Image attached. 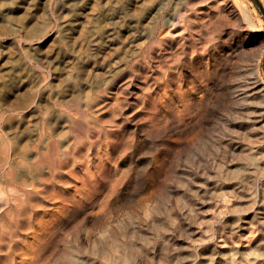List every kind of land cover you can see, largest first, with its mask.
Segmentation results:
<instances>
[{
    "label": "rangeland",
    "instance_id": "obj_1",
    "mask_svg": "<svg viewBox=\"0 0 264 264\" xmlns=\"http://www.w3.org/2000/svg\"><path fill=\"white\" fill-rule=\"evenodd\" d=\"M63 1L40 0L34 15L10 12L16 4L0 0L7 13L0 22V264H158L167 250L158 237L177 226L175 214L191 226L175 233L184 240L182 258L195 256L184 264L210 263L214 243L201 258L196 250L219 223L212 213L224 197L213 182L220 169L227 176L253 160L264 172V139L250 131L264 124L250 123L263 100L239 87L258 67L264 79V0H235L239 12L225 11L227 0H194L170 37L165 27L147 33L157 0H85L61 10ZM125 5L140 35L126 31V18L105 21L99 31L113 28L117 42L96 56L88 31L105 7ZM75 11L83 16L65 39L62 23ZM207 16L220 20L219 30L205 27ZM250 23L261 34L246 31ZM59 49L68 62L54 66ZM236 135L258 152L233 147ZM223 149L236 153V164H221ZM206 176L214 185L208 194L200 191ZM159 216L165 228L157 235ZM111 233L118 249L109 248ZM251 250L244 243L236 257L248 262Z\"/></svg>",
    "mask_w": 264,
    "mask_h": 264
},
{
    "label": "bare ground",
    "instance_id": "obj_2",
    "mask_svg": "<svg viewBox=\"0 0 264 264\" xmlns=\"http://www.w3.org/2000/svg\"><path fill=\"white\" fill-rule=\"evenodd\" d=\"M84 1L85 0H64L60 4V9L66 10L71 5L81 6L83 5ZM140 1L141 0H132L131 3L136 4V3H139ZM164 1H166V3H164ZM193 1L194 0H160V1L157 0V4H155L153 11H151L150 14L147 16V19H150L151 23H153L154 25L152 28V31L147 32L150 35V37L157 35L159 31H160L159 34H162L163 33L162 27H165L166 28L165 30H167V34L165 35V37H170L172 35V27H175V25L177 24L176 22L177 20H181L183 18L185 9L187 8V6L191 5ZM11 2H14L16 6L6 7V10H9L10 12H12V10L22 8V9H26L25 11L32 10L33 14L36 15L35 11H38L40 9V5H39L40 0H11ZM24 3L27 4L26 7L24 5H22V7L21 5H19V4H24ZM171 4L172 5L175 4L177 6L176 11L174 12L168 11ZM224 8H225L224 10L227 12L231 10H235L236 12H239V8L235 0H227V4H225ZM6 10L0 11V22L4 21L5 16L7 15V13L6 14L4 13ZM128 10H129V6L125 5L119 8L105 7L102 11H100V14H99L100 21H98L100 24L97 22L96 25L93 26L94 27L93 30L90 29L88 31L89 33H91V36H90L91 39L88 42L91 46V50H93L96 56L105 52L107 49L113 47L114 43L117 42L115 40L116 31L113 30V28L103 30L102 32L99 31L100 26H102L101 24L105 21H107L109 24H116L118 23V19L126 18L127 20L126 27H125L126 31L127 32L133 31L132 34L135 33L137 34L136 36L140 35L139 32H137L138 26L133 24L135 22L134 21L135 19L128 16V13H127ZM161 10L166 11V14L164 16L162 15ZM158 11L160 13H158ZM75 12L71 14V17L69 19L64 20L62 23L64 32H65L63 37L65 39H71L72 37L71 35L76 31L75 25L78 24L79 19L83 16L82 15L83 12H78V11H75ZM161 19H163V23ZM201 20L204 23L205 27L210 26L207 29H212V30L214 29L215 31L219 30V27H220L219 19L210 20V17L207 16L206 18H201ZM252 22L253 21H251V23ZM251 23L249 26H247L246 31L253 30V29L250 30ZM97 27L99 28L97 29ZM95 28L97 29L96 31H95ZM253 32L256 35L261 34L258 30H253ZM147 33L145 32L143 33V35H147ZM150 46L153 48H158L161 45L159 42L153 41L152 43H150ZM55 54L56 56L54 60H52V61H55L53 63L54 66L57 63L59 65V63L61 64V62H64L65 60L67 61L68 56H67L66 51L59 49L56 51ZM58 55L60 57L57 59ZM261 55H264V54H261ZM249 68H250V65H249ZM22 80H25V79L19 78L17 81L20 82ZM17 83L15 84V86L17 85ZM263 83H264V79L262 77L261 70L259 69V67L256 70L253 69L252 72L248 73L247 76L245 75L239 81V87L242 88L241 89L242 95H245V97H250L252 95L251 92L255 91V93L259 95L260 97H262L261 99L263 100V102L257 108H255L256 110L252 111L251 113L250 123L253 126L255 124H259L264 121V94H262L264 89L263 90L259 89ZM23 86L24 85L22 84L21 87ZM254 101L255 100L253 98H250L251 107ZM76 121L78 122V120ZM77 122H76V125H77ZM79 124H82V123L80 122ZM73 128H75V126ZM250 131L256 132L255 136L260 135V138L264 139V124L257 125V127H251ZM244 140L239 135H236V138L232 146L239 147L240 145L243 144L245 146L243 150H247L250 152L253 151L254 153L255 149H257L256 152H258L259 148H257L258 145L255 144L256 142L252 141L251 139H248L249 141L245 143ZM54 141L55 140L49 139L46 143L47 148L48 150H50L51 154H54L57 151V144ZM219 147L222 149V146H219ZM223 152L225 153L222 156L221 164L225 166H230V164H236L235 158L234 159L231 158L232 156H235L236 154L234 151L228 150L229 153H227V150L223 149ZM48 158H50V156L48 155H46L45 157L41 156L40 161H45ZM255 162L257 163V161L253 162V160L245 162V163H241L242 165L241 166L238 165L239 167H237V169H235L234 172L232 171L228 172L227 176H225L224 174V169L223 170L220 169L221 171L220 177H218L217 180L213 181L214 184L224 193V197L221 196L222 202L220 203L221 204L220 208H218L212 213V218L213 219L219 218V219H216L217 221H215L219 223H218L217 228L214 229L215 231H212L213 229L212 227L208 228L207 232L209 231L208 232L209 234H207L205 238L204 236L202 237L201 246L198 250H196V252H198V256L201 258L202 257L201 255H206L205 253L211 250L210 245L211 244L213 245V243L215 244L214 246L216 248V252L214 254L216 256L218 255V258L213 259L212 257L215 255L213 254L212 256H210L208 254L207 256H210L209 259L211 258V262L209 261L210 263H208L207 261L208 264H258V262L260 261L261 263L262 262L264 263V184H262V187L258 186L262 178L261 176L264 175V172L261 171L263 168L259 164H256ZM261 172L263 173L261 174ZM208 178L207 176L205 177L206 180L203 182L201 186V190H200L201 192L205 194H208L210 189L214 188L213 182L207 181ZM255 191L256 193H254ZM231 197L235 198V201H233ZM232 201H233L232 203L233 205H230L228 207L229 202L231 203ZM201 204L204 205V201ZM160 209L162 208L160 207ZM160 214H164V213H160ZM249 214L251 215L253 214V217L247 216ZM170 215L172 214H169L168 217H170ZM164 217L165 216H159L158 217L159 220H157V222H154V223H158L156 224L157 226H160V225L162 226L158 230L157 235H160L165 228L163 225ZM171 218H173L174 220L173 222H176L177 226L172 231L168 232L167 234H163L164 233L163 232L161 236L158 237L159 238L158 241L162 243V245H163V242L164 244L167 245L166 256L164 257V260L162 258V260H160L158 264L160 263L161 264H184L187 262L188 263L194 262V259H192L194 255L192 253L187 258H182L183 257L182 253L184 249L182 248L181 243L184 242V240H181L180 237L177 238V236H175V233L176 232L178 233V230H180L182 227H186L185 221H187V219L183 218L182 214H177V216L175 214L176 219H174L173 216H171ZM222 220L224 221L221 222ZM189 226L190 224H187V227L183 228L185 232H189V229H190ZM110 238L111 240L114 239V244H111L109 248H111V250L118 249L117 243H116L118 238L113 233H111ZM143 241L144 240L140 241L141 246H144ZM244 243L246 244V246L253 247V250H254V251L251 250L252 253H250L251 255H254L252 260L249 258H245V260L248 259V262H245L243 259L236 257V256H240L238 252V248L241 245H244ZM227 248L229 249L231 248V251H229V253H228L229 249ZM136 249H140V246H137ZM256 251L258 253H255ZM71 257H72L71 259L68 258L69 262H72L75 259L73 256Z\"/></svg>",
    "mask_w": 264,
    "mask_h": 264
}]
</instances>
